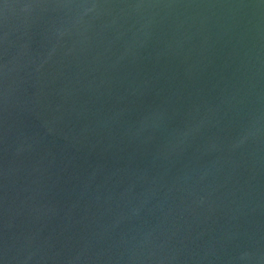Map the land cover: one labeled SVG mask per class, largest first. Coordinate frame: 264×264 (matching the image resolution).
<instances>
[{"label":"water","instance_id":"95a60500","mask_svg":"<svg viewBox=\"0 0 264 264\" xmlns=\"http://www.w3.org/2000/svg\"><path fill=\"white\" fill-rule=\"evenodd\" d=\"M0 264H264V0H0Z\"/></svg>","mask_w":264,"mask_h":264}]
</instances>
